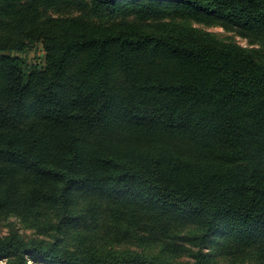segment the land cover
Returning <instances> with one entry per match:
<instances>
[{
  "label": "trees",
  "instance_id": "16d2710c",
  "mask_svg": "<svg viewBox=\"0 0 264 264\" xmlns=\"http://www.w3.org/2000/svg\"><path fill=\"white\" fill-rule=\"evenodd\" d=\"M0 216L49 239L5 264H264V0H0Z\"/></svg>",
  "mask_w": 264,
  "mask_h": 264
},
{
  "label": "rangeland",
  "instance_id": "374dc122",
  "mask_svg": "<svg viewBox=\"0 0 264 264\" xmlns=\"http://www.w3.org/2000/svg\"><path fill=\"white\" fill-rule=\"evenodd\" d=\"M192 27H197L201 28L203 30H206L208 32L214 33L218 38L221 40L225 41H231L235 42L243 47L246 48H252L255 47L256 45H252L251 42L243 38L239 35H237L233 31H227L220 25H213V26H208L205 24H198L195 22L191 23ZM27 58L30 62L34 63H43L44 58H45V53L44 50L41 46L36 48L35 50L29 52L27 55ZM10 229H14L17 231L20 235H22L25 238H38V239H47L46 236L39 235L35 229L28 228L25 223L21 222L19 219H17L15 216H12L10 218H5L4 216H0V236L6 235L9 233ZM219 243L223 241V239L218 240ZM121 247H126L130 249H137V246L133 245H120ZM139 250L142 248L139 247ZM207 252H209V260L208 264H257L253 261H250L249 258H246L244 256H241L237 251H230L224 253V250L221 247H217V244H214L213 246H209L207 248ZM183 260V258H180ZM0 264H5L4 260L0 259ZM32 264H46L43 260H37L32 262Z\"/></svg>",
  "mask_w": 264,
  "mask_h": 264
}]
</instances>
